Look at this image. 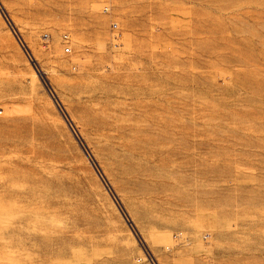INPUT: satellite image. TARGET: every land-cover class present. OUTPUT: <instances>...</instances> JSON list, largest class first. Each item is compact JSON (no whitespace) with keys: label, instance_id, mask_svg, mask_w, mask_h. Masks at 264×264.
Listing matches in <instances>:
<instances>
[{"label":"rangeland","instance_id":"374dc122","mask_svg":"<svg viewBox=\"0 0 264 264\" xmlns=\"http://www.w3.org/2000/svg\"><path fill=\"white\" fill-rule=\"evenodd\" d=\"M0 264H264V0H0Z\"/></svg>","mask_w":264,"mask_h":264},{"label":"built area","instance_id":"2783aa9c","mask_svg":"<svg viewBox=\"0 0 264 264\" xmlns=\"http://www.w3.org/2000/svg\"><path fill=\"white\" fill-rule=\"evenodd\" d=\"M114 26H117V24H114ZM63 37H64L65 41L68 42V39H69L68 35L65 34ZM66 49H67V51H69L70 47L67 46Z\"/></svg>","mask_w":264,"mask_h":264}]
</instances>
